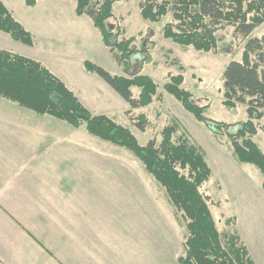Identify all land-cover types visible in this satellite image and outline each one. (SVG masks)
Masks as SVG:
<instances>
[{"label": "trees", "instance_id": "1", "mask_svg": "<svg viewBox=\"0 0 264 264\" xmlns=\"http://www.w3.org/2000/svg\"><path fill=\"white\" fill-rule=\"evenodd\" d=\"M73 1L77 13L89 17L99 30L123 75L115 76L90 60L85 61V68L123 98L128 106L126 115L145 131L150 121L146 113L138 111L155 101L159 104L164 101L156 81L134 67V59L149 49L135 46L136 37L125 36V29L111 21L115 19L114 4L121 0ZM25 2L32 6L36 0ZM138 4L142 17L149 22L158 23L169 16L162 34L179 45L203 52L215 51L219 44L218 32L228 26L234 27L235 34L243 39L241 59L232 60L223 72V103L228 107L245 105L248 115L245 121L230 124L207 117L209 105L195 103L193 94L184 87L182 64L180 74L168 76L163 91L175 97L217 136L226 135L235 159L259 169L264 188V152L254 140L264 116V35H254L264 24V0H138ZM0 30L18 42L27 45L34 42V35L1 0ZM0 97L76 128L84 125L90 135L131 151L165 190L175 216L186 229L181 264H255L240 234L219 230L211 209L212 198L203 190L212 176L207 155L174 115L158 136L142 145L115 117L92 113L42 62L2 48Z\"/></svg>", "mask_w": 264, "mask_h": 264}, {"label": "crops", "instance_id": "2", "mask_svg": "<svg viewBox=\"0 0 264 264\" xmlns=\"http://www.w3.org/2000/svg\"><path fill=\"white\" fill-rule=\"evenodd\" d=\"M1 1L10 6L11 0ZM21 1L23 13L15 17L34 35L32 45L23 44L38 51L19 54L46 65L92 113L109 115L115 105L127 109L113 88L85 68L83 50L51 58L53 48L84 46L85 36L107 53L91 19L92 26L66 0L32 6ZM9 38L23 48L0 30V40ZM119 70L112 72L118 76ZM36 114L0 98V264H181L185 227L169 214L164 231L163 216L131 210L147 205L129 202L126 168L101 163L115 161L116 152H101L100 141L86 131L88 148L70 140L66 122ZM106 171L113 179L100 184ZM247 248L255 264H264L260 253Z\"/></svg>", "mask_w": 264, "mask_h": 264}, {"label": "rangeland", "instance_id": "3", "mask_svg": "<svg viewBox=\"0 0 264 264\" xmlns=\"http://www.w3.org/2000/svg\"><path fill=\"white\" fill-rule=\"evenodd\" d=\"M66 1L75 9L76 3L73 0ZM8 2L11 6L9 7L15 10L14 15L18 18L17 12L23 13L22 1L11 0ZM23 3L25 4V1ZM114 15L115 19L111 21L125 29V36L136 37L135 46L149 49L146 54L137 56L134 59V67L142 69V74L151 76L159 85V91L165 93V98L161 104L155 101L152 106L138 111L139 113H146L150 121V125L145 131L140 130L133 124L126 115V109L120 111L118 105H115L116 107L108 112L109 115L129 128L142 145H145L154 136L159 135L160 129L169 122L171 115L176 116L186 129L183 128L206 152L212 176L204 184L203 190L212 198L211 209L219 230L222 233L233 231L240 234L245 245L247 246L248 243L251 246L252 254L254 252L260 253L261 259L264 261V188L261 172L251 164L239 163L233 155V148L226 135L217 136L207 124L197 120L193 114L188 112L175 97L163 91V85L168 81V76L170 74L174 76L180 74L179 66L182 64L185 66V70L182 71L185 81L184 87L193 94L192 99L195 103L209 105L206 110L207 117L230 124L245 121L248 119L245 105L237 104L235 107H228L223 103V72L232 60L241 59L244 47L243 39L235 34L234 27L228 26L218 32V48L215 51L203 52L192 46H182L165 38L162 34V27L165 22L170 20L169 16L158 23L145 20L140 13L138 0L116 2L114 4ZM85 19L89 25H93L88 17H85ZM95 30L99 32L96 27ZM254 35H264V24L255 30ZM85 38V40L82 39L84 46H80L79 49L53 48L49 50L51 58H56L60 54L73 55L83 50L85 58L106 68L115 75L112 71L118 72L119 68L112 60L113 58L110 59L109 49L106 48L107 53H103L98 46L89 40L88 36H85ZM9 40L10 42L0 40L2 49L16 53L25 52L29 54L28 56H32L38 51L29 50L30 48H25L29 46L20 42H17V44L23 46V48H17L12 44L15 41L10 38ZM120 72L121 70H119ZM119 73H117L118 76ZM135 91L137 90L135 89ZM4 100L17 105L5 98ZM36 115L41 117V115ZM45 117L56 119L47 115ZM259 124L254 140L264 152V116L260 119ZM62 126L67 127L70 140L82 143L87 148L89 147L84 137L86 135L84 131L87 132L84 125L76 128L64 123ZM95 139L100 141L101 152L115 151L117 154L114 163L111 159H102L103 166L104 164H115L116 168H126L125 178L127 184L131 186V199L129 200L131 205H147L139 209L131 208V210L144 211L149 217L155 216L154 214L163 216L166 219L162 222L165 231L166 226H168L167 216L169 214L175 216V213H173L174 207L166 198L165 190L157 184L155 179L145 170L142 162L131 151L108 141ZM127 169L132 170V172ZM113 176V173L108 176L106 171L103 177L99 175V183L110 184ZM134 202L143 204L139 205ZM229 216L232 217L230 220L226 218Z\"/></svg>", "mask_w": 264, "mask_h": 264}]
</instances>
